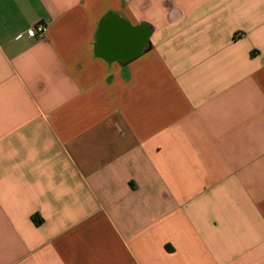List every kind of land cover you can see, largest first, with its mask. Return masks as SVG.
Here are the masks:
<instances>
[{
	"label": "crops",
	"instance_id": "obj_1",
	"mask_svg": "<svg viewBox=\"0 0 264 264\" xmlns=\"http://www.w3.org/2000/svg\"><path fill=\"white\" fill-rule=\"evenodd\" d=\"M0 264H264V0H0Z\"/></svg>",
	"mask_w": 264,
	"mask_h": 264
},
{
	"label": "built area",
	"instance_id": "obj_2",
	"mask_svg": "<svg viewBox=\"0 0 264 264\" xmlns=\"http://www.w3.org/2000/svg\"><path fill=\"white\" fill-rule=\"evenodd\" d=\"M47 28L46 26L40 24L36 26L34 29L28 32V35L34 38H43L46 34Z\"/></svg>",
	"mask_w": 264,
	"mask_h": 264
},
{
	"label": "rangeland",
	"instance_id": "obj_3",
	"mask_svg": "<svg viewBox=\"0 0 264 264\" xmlns=\"http://www.w3.org/2000/svg\"><path fill=\"white\" fill-rule=\"evenodd\" d=\"M38 25H40V24H38ZM38 25H37V26H38Z\"/></svg>",
	"mask_w": 264,
	"mask_h": 264
}]
</instances>
